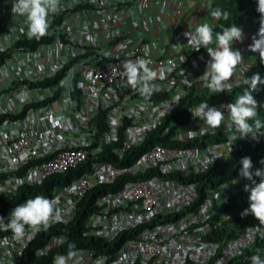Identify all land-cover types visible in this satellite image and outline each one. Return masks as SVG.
I'll list each match as a JSON object with an SVG mask.
<instances>
[{
  "label": "built area",
  "instance_id": "1",
  "mask_svg": "<svg viewBox=\"0 0 264 264\" xmlns=\"http://www.w3.org/2000/svg\"><path fill=\"white\" fill-rule=\"evenodd\" d=\"M13 2L0 0V197L23 187L32 191L4 207L0 217L7 222L16 206L38 195L33 188L48 176L82 165L47 196L63 210L52 226L72 222L87 191L111 185L93 198L82 235L106 243L129 235L104 251L75 246L69 264H97L101 257L103 264H230L245 252L248 259L240 264H252L257 255L264 260V225L258 220L235 235L212 238L213 231L228 230L242 218L239 208L218 213L214 208L237 192L234 180L218 184L200 201L197 182L189 179L240 147L237 141L231 150L228 142L186 144L225 131L230 120L221 105L227 104L207 103L223 112L221 128H210L195 113L206 103L201 101L188 108L197 119L195 128L180 129L169 144H154L121 165L125 153L161 124L190 86L208 85L202 67L210 60L207 49L170 47L153 25L138 18L145 14L144 0H61V11L50 15L42 38L27 36L26 17L12 12ZM141 57L151 60L159 91L142 94L121 74L125 61ZM242 72L237 66L232 85ZM167 131L165 126L162 133ZM121 176L125 179L116 181ZM66 238L50 234L35 255L48 254ZM29 243L0 229V264H17ZM68 251L40 264H52Z\"/></svg>",
  "mask_w": 264,
  "mask_h": 264
},
{
  "label": "clouds",
  "instance_id": "2",
  "mask_svg": "<svg viewBox=\"0 0 264 264\" xmlns=\"http://www.w3.org/2000/svg\"><path fill=\"white\" fill-rule=\"evenodd\" d=\"M146 1L147 0H144V3L142 5V10H145V14L140 16L138 13V18H140L141 22H147L153 25L152 28L160 32V35L158 36H162L163 38H165L167 40L166 42L169 44L170 47L179 48L184 44H191L195 46L196 51H199L201 47L207 49V53L210 57V60L206 63H203L202 67L206 70L203 77L206 80H209V83L207 86H196L195 84H193L195 87L197 88L207 87L213 92L220 93L225 91L226 89H231L240 84L245 71L256 63L258 54L261 59V63L264 64V0H256L257 3L256 11L259 13V29L257 34L252 31L250 22H245L241 24L239 27L233 24L230 27H226L222 29L217 24L216 20L218 21L220 19H223L227 21L229 19L230 13L221 8H215L210 14L213 17L219 32L214 33V29L208 23H203L197 26L195 33H192L190 29H185V28L176 29L175 27H171L168 31L162 32L163 30L161 28L159 20L157 19V13L162 11V7H159L158 9V5H154L152 7V5L150 4V7L147 8L145 6ZM203 1H204L203 4L204 9L209 12L212 0H203ZM60 4H61V0H14L12 5V12L14 14H18L20 16L26 17V21L28 24L27 36L29 38H42L48 34V29L50 27V21H49L50 15L57 14L61 11ZM149 15L155 17L154 20L149 18ZM247 27H249L250 30L249 32L250 45H246L243 52H241L242 50L239 48V46L233 45V42L234 41L243 42L244 37H243L242 29L245 30ZM141 36L142 34L140 33L138 37ZM213 40H215L216 43ZM208 46H211L212 48ZM183 60H185V57L183 58ZM151 63L152 62L150 59L141 57V58H137L136 60H127L122 65L123 72L121 74L124 77H126L127 84L135 89H138L142 94H151L153 92L159 91V88L155 83V80L157 79V72L153 70L152 67H150ZM237 66H242L243 72L240 75L239 82L237 84L232 85L231 78L234 76ZM169 71H172V69L170 68ZM244 83L249 85V89L245 90L243 94L239 95L233 103H227L224 101L218 103H210L205 101L206 103H201L195 109V113L198 116L202 117L205 120V123L210 128L219 129L221 128L222 125H224L226 118L221 110L215 107H210L209 104H217V105L221 103L227 104V105H221V108H225V107L227 108L228 111L227 118L230 120V122L225 125L226 130L225 131L216 130L214 132L213 131L207 132L201 137V139L199 140L191 139L186 141V144L194 145L195 143H197V141L198 142L200 141L202 145H208L217 142H228L231 150L232 145L236 141L240 142L241 144L240 147H241L242 142L239 139H243L246 136L250 135L251 138L257 142L259 141L260 137H264V121H262L259 118L258 102L256 101L253 95L254 92L259 90L258 86L264 84V79L261 78L259 73H255L250 78H246L244 80ZM185 92L179 97L178 101L173 105L170 113L180 102ZM201 101L204 100L191 103L188 106V108L192 105H196ZM169 114H166L163 120L167 116H169ZM169 119H170V123L160 128L159 126H161L163 122L162 120L161 124L158 126L159 127L158 130L162 129L163 131V128L165 126H167L169 129V126L170 125L172 126L174 123L173 118L170 117ZM193 120L195 121V127H196L197 119H193ZM195 127L186 128V129H193ZM162 131H161V135L166 133V132L162 133ZM175 132H173L170 136H172ZM225 132L231 133L228 139L220 138L221 135L218 134ZM213 133H217L220 139L218 140L206 139V136L211 135ZM237 133L239 135H237ZM169 137L167 138V143L161 145L169 144L171 142L169 140ZM230 155H227L226 157H223L218 160H214L213 162L226 159ZM239 163L242 165L239 172V177L246 179L248 181H252V185H253L251 188H249L248 185H245L244 188L246 192H250L249 195L250 206L248 209H245L243 211L241 208L237 207L231 201V199L238 194V185L235 179H226L220 183H215L213 185L212 184L206 185V191L204 195L201 196L200 199L201 201L203 196H206V194H210V192L214 190L218 184H224L229 180H234L235 186L237 188V192L234 195H232L226 203H223L220 207L214 206V208L216 210V213H218L221 210H226L230 207L233 208L236 207L243 211L241 213L242 218L239 219V222L232 223V225L228 229V230L233 229L235 231V234L238 232V230L244 228L249 224H252L256 220H258L261 225H264V169H257L253 173L252 171L253 164L251 157H247V156L242 158L239 161ZM261 163H264V161H261ZM196 175H191L189 177L190 180H195L194 178L191 179V177ZM253 176L260 178V182L258 184L253 179ZM98 188L101 189L102 187L99 186ZM0 191H4V189L0 188ZM62 212L63 210L57 207L56 199L54 198L50 199L42 195H37L35 198L28 199L25 202L16 206L14 210L11 212L7 222L4 221L3 217H0V229L10 231L12 233V238L14 240L17 241L27 240L31 242V240L37 234H39L41 231H45V232L48 231L54 222L59 221L62 218ZM249 214L252 215V218H250L252 222L248 221L247 224L243 225V223L245 222L244 217H246ZM223 230L226 229L223 228ZM223 230L213 231L212 238L218 239L217 238L218 235H220ZM127 234L129 235V232L123 233L124 236ZM262 235H264V233H262ZM124 236L123 237L120 236V239L121 238L123 239ZM222 238L223 237H220L219 239ZM106 248L107 247L104 246L100 249L98 248L97 249L98 251H104ZM76 255L77 252L75 250V245L70 244L69 251L67 252V254H57L55 257H53L52 264H69V261L73 259ZM241 256L242 257L244 256V259L241 258ZM236 257L241 258L240 263L248 259L246 252ZM236 257H234L233 259H235ZM103 261L104 258L101 257L98 260L97 264H103ZM251 261L252 264H264V260H261L260 256L258 255L252 256Z\"/></svg>",
  "mask_w": 264,
  "mask_h": 264
},
{
  "label": "trees",
  "instance_id": "3",
  "mask_svg": "<svg viewBox=\"0 0 264 264\" xmlns=\"http://www.w3.org/2000/svg\"><path fill=\"white\" fill-rule=\"evenodd\" d=\"M215 8H221L230 13L229 19L227 21L223 19H220L218 21L216 20L217 24L222 29L230 27L233 24L239 27L245 22H250L252 31L257 34L259 29V13L256 11V0H212L209 9L210 14ZM255 73H259L261 78L264 79V64L261 63L259 54L256 63L245 71L240 84L231 89H226L225 91L219 93L213 92L207 87L197 88L194 85L190 86L186 90L184 96L176 105L174 110L163 120L161 126H159L161 128L164 125L169 124V118H173L174 123L172 126H169L168 132L161 135L162 129L158 130L159 127L156 130L151 131L139 146L132 147L128 152L125 153L124 158L121 160V165L128 164L143 150L148 149L153 144H166L167 138L178 129L195 127V121L188 114V106L191 103H195L200 100H204L210 103H218L222 101L233 103L239 95L243 94L245 90L249 89V85L245 84L244 80L246 78H250ZM258 87L259 90L254 92L253 95L258 102L259 118L264 121V84L259 85ZM230 134V132H225L218 135H221L220 138L228 139ZM218 135L217 133H213L206 136V139L218 140L220 139ZM237 135L239 134L237 133ZM239 140L242 142V146L236 152L228 156L226 159L213 162L204 172L191 177V179L194 178L197 181V193L199 200L206 191V185L220 183L226 179H235L238 185V194L234 196L231 201L243 211L249 208L250 192H246L244 188L245 185H248L249 188H251L253 185L252 181H248L239 177V172L242 167L239 161L246 156L251 157L253 164V173L257 169H264V163H261V161H264V137H260L258 142L253 140L250 135ZM81 167L82 165H79L76 168L70 169L63 173H56L48 176L41 185H39L37 188H33L34 193L37 192L38 195H42L45 197L49 196L55 187L68 182V180L73 176L79 174L82 171ZM124 179L125 176H121L116 181ZM253 179L257 184L260 182L259 177L253 176ZM101 187V189L95 187L94 189L86 192V194L78 203V213L72 222L67 225L51 226L48 231H42L37 234L24 249L22 256L17 264L43 263L48 260L54 253L69 249L70 244H74L75 246L91 245L93 247H97L98 249L104 246L108 247L110 245L117 246L122 238L116 240L115 242L107 244L102 241L95 240L94 238H89L82 235L83 219L91 209L94 196L111 189V185ZM31 189V187H26V191L28 193H31ZM27 192L25 193V188L23 187L18 190L17 193L13 196L2 195L0 197V212L7 205L20 202L27 196ZM250 218H252L251 214L244 217L245 222L243 223V225L247 224L248 221L252 222ZM52 233L65 234L67 237L66 241L61 246L50 250L48 254L36 256L35 250L40 247ZM233 234H235V231L233 229L227 231L223 230L217 238H224ZM123 236L124 235L122 234L121 237ZM241 258L244 259V256H241ZM241 258L236 257L231 261L230 264H240Z\"/></svg>",
  "mask_w": 264,
  "mask_h": 264
},
{
  "label": "crops",
  "instance_id": "4",
  "mask_svg": "<svg viewBox=\"0 0 264 264\" xmlns=\"http://www.w3.org/2000/svg\"><path fill=\"white\" fill-rule=\"evenodd\" d=\"M153 2V4H152ZM154 5L162 7V11L157 13V19L162 28V32L168 31L171 27L176 29H190L192 33H195L196 27L208 23L212 26L215 32H219L216 23L210 13L204 9L203 0H147L145 6L148 8ZM135 13L134 9H130V13ZM128 21L130 23L131 17L129 16ZM180 21V22H179ZM243 32V42L234 41L233 45H238L242 50L245 49L246 45H250L249 42V27ZM215 42V40H213ZM216 43V42H215Z\"/></svg>",
  "mask_w": 264,
  "mask_h": 264
}]
</instances>
